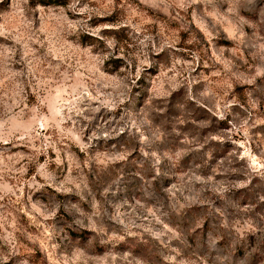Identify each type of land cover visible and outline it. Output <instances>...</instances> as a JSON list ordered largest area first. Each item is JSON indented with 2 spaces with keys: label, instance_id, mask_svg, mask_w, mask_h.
I'll return each instance as SVG.
<instances>
[{
  "label": "rangeland",
  "instance_id": "obj_1",
  "mask_svg": "<svg viewBox=\"0 0 264 264\" xmlns=\"http://www.w3.org/2000/svg\"><path fill=\"white\" fill-rule=\"evenodd\" d=\"M0 264H264V0H0Z\"/></svg>",
  "mask_w": 264,
  "mask_h": 264
}]
</instances>
